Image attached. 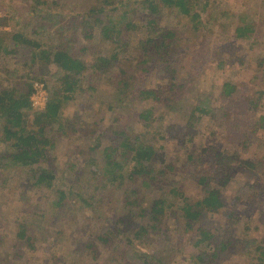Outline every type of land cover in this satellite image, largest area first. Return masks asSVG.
Segmentation results:
<instances>
[{
  "label": "trees",
  "instance_id": "trees-1",
  "mask_svg": "<svg viewBox=\"0 0 264 264\" xmlns=\"http://www.w3.org/2000/svg\"><path fill=\"white\" fill-rule=\"evenodd\" d=\"M33 1L35 5L31 6L29 11L44 24L41 30L33 27L31 22H26V32L21 33L10 23L16 21L18 24L15 16L0 18V64H8L9 57L19 56L23 49H28L30 55L29 60L25 62V56L20 58L24 63L23 67L12 71L17 80L7 84L6 89L3 84L9 81L7 75L0 76V141L7 145L6 151L0 153V171L6 176L3 182L8 183L13 170L30 168L25 183L29 184V190L45 192V206L52 212L58 209V214L61 213L58 221L78 216L75 215L73 200L80 198L79 202L96 211L94 218L102 223L96 238L110 251L112 257L109 264L122 261L130 264H174L176 254L167 255L158 247L162 240H170L169 219H176L178 210L181 212L178 217L182 219L184 232L187 235L192 232V238L195 237L193 247L202 250L185 261H189V264H214V261L218 263L228 260L236 249L237 239L232 235V225L239 222V209L248 208L259 201L264 203V161L260 157L256 161L244 162L243 166L246 171L250 170L251 177L232 199L225 200L223 189L218 185H211L209 173L216 170L228 176L234 175L232 158L226 157L229 158L228 164L223 163L226 161L225 155L214 154L211 147L188 154L186 163L190 168L187 177L204 185L203 194L198 199H191L183 195L177 182L170 185L173 181L169 175L176 171V164H166L163 167L154 165L155 159L161 155L154 144L142 141L139 136L132 139L124 126L117 131L114 126L101 128L94 122L87 127L85 136L93 139V145L88 149L89 156L103 162L100 172L91 176L90 170L85 169L72 168L74 171L71 172V168L43 167V164L50 160L49 152L56 148L63 138L78 133L79 127L82 126L79 125L78 118L65 115V108L70 107L79 96L83 98L84 84L94 96L101 84L108 81L107 84L113 87L115 95L118 96L110 109L118 116H128L126 125L130 128L134 126L135 121H150L152 109L142 111L140 107L146 101H161L168 113H176L182 108L185 99L180 94L172 96V93L176 91V87L184 89L186 84L193 85L196 82L190 75L192 73L188 72V80L185 82L186 77L180 80V71L173 64L174 61H171L174 67L168 70L165 67L168 63L166 49L173 47L181 39L174 30L160 26L158 15L161 14L157 12L158 7L155 6L153 11L154 3L149 2V8H152L150 15L144 18L142 26H138L134 19L138 14L136 10L129 9L130 12L117 13L120 6H123V0H120V3L115 0H93L87 9L80 10L75 22L68 26L71 32L66 34L65 25L59 23L63 17L58 13L53 14L59 0H52L51 3L47 0ZM130 2L131 0H127V3ZM190 2L191 0H159L158 5L178 8L181 13L198 19L199 14L191 12ZM48 25H53V29L58 28L54 32L58 42L51 50L31 38V34H43L41 31L50 35L46 31ZM9 26L13 29L11 33L1 31V28ZM139 28L145 32L143 39L138 43L140 60L130 63L131 61L122 57V54L128 52L130 45L123 35L125 31H136ZM97 29L100 30L101 44H106L111 49L109 55L89 59L71 53V46L79 39L92 41ZM237 32L238 38H244L248 36L249 29L241 27ZM82 49L87 51V47ZM155 56L160 57L162 66L167 70L165 76L172 82L169 96L165 98L160 96L164 92L160 87L149 89L146 86V77L152 69L149 62ZM35 64H39L40 69H37ZM128 64L130 65L127 66ZM22 69H25L26 73L21 75ZM116 69L119 70L118 74ZM182 75L185 73L181 72ZM37 82L43 83L48 91L47 103L40 111L32 107L31 100L34 84ZM92 96L86 99H91ZM204 97L190 112L188 120H191V126L203 118V115L212 114V109L204 107L208 105L203 102ZM220 97L238 98V88L234 83L226 81ZM247 101L248 110L256 111L259 101L250 97L244 101L245 104ZM238 128L239 126L236 127ZM255 133L256 131L252 130L251 133L245 134L242 142L244 147L250 146ZM57 179H64L62 186L56 184ZM115 188H123V192L118 191V197L128 210L124 209V215L116 222H111V219H106L107 215L103 216L101 213L100 205L105 204L104 202L111 203L115 193L111 190ZM143 191L158 194L151 202L150 208L143 205L146 199ZM75 204L78 208L77 200ZM134 209L137 212H134ZM78 210L82 212L79 208ZM49 213L50 211L42 213L39 219L45 221ZM221 213L226 218L223 225L213 220L215 215ZM148 219L152 222L151 226H146ZM176 224H179L178 221ZM18 226V236L24 238L30 231L40 229V221L32 223L27 219L24 224ZM223 229L226 231L222 234ZM118 237L127 244V249L122 247V241L117 240ZM142 241L156 245V249L152 251L150 246ZM3 242L0 237V248ZM254 243L252 239L242 240L243 255L248 261L236 264H264V245L254 246ZM88 245L89 248L93 247L91 241ZM6 253L9 259L13 256L10 248Z\"/></svg>",
  "mask_w": 264,
  "mask_h": 264
},
{
  "label": "rangeland",
  "instance_id": "rangeland-1",
  "mask_svg": "<svg viewBox=\"0 0 264 264\" xmlns=\"http://www.w3.org/2000/svg\"><path fill=\"white\" fill-rule=\"evenodd\" d=\"M47 1L51 3L52 0ZM92 1H58L59 4L54 7L53 14L58 13L63 17L60 18L63 20L62 22L59 20V23L65 25L66 34L71 32L68 26L75 22L80 10L87 9ZM115 1L120 3V0ZM149 2L154 3L153 11L155 6L158 7L157 12L161 14L158 15L160 26L174 30L177 37L181 39L179 43L166 49L168 63L165 67L168 70L176 65L180 71V80L186 77V82L188 73H192L190 75L196 82L193 85L186 84L184 89L176 87V91L172 93V96L180 94L185 99L182 108L176 113H168L161 101H146L140 107L142 111L152 109L150 121H135L134 126L130 128L126 125L128 116H118L110 109L118 96L115 95L113 87L107 84L108 81L101 84L94 96L84 84L83 98L79 96L70 107L65 108V115L78 118L79 125L82 126L79 127L78 133H72L71 137L63 138L56 148L49 152L50 160L44 163L43 167L46 169L71 168V172L74 171L72 168L85 169L90 170L91 176L95 175L100 172L103 162L89 156L88 149L93 145V139L85 136L87 127L96 122L101 128L114 126L117 131H120L124 126L132 139L139 136L142 141L156 146L161 155L155 159L154 165L157 167H163L166 164L177 165L173 175L172 173L169 175V177L172 176L173 181L170 185L177 182V186L181 187L183 195L187 198L198 199L203 194L204 188V185L199 184L197 180L187 177V171L190 168L186 163L188 154L211 147L214 149V154H224L225 158L231 157L235 166L234 175L228 176L216 170H211L209 173L211 185L220 186L225 200H230L251 177L250 170L246 171V167L243 166L244 162L256 161L259 157L264 161V0H191L189 7L192 14H199L198 19L181 13L178 8L158 5L159 0H131L130 3L123 0V6H120L117 13L130 12L129 9L136 10L138 14L134 16L135 22L138 26H142V21L149 17L150 9H152L149 8ZM33 5H35L33 0H0V18L7 15L15 16L18 24L16 21L10 23L21 33L26 32V22H31L33 27L41 30L44 24H41L40 20L29 11ZM47 27L49 28L46 31L50 35L41 31L43 34L35 35L34 33L31 34V38L51 50L58 42L57 35L54 34L58 28L53 29V25ZM241 27L249 29L247 37L236 36L237 29ZM1 29L6 33H11L13 30L11 26ZM100 35V30L97 29L92 41L79 39L74 46H71V53L89 59L109 55L111 49L106 44H101ZM144 35L145 32L141 28L124 32V38L130 43L128 52L122 54L124 60L131 61L130 63L140 60L138 43ZM83 47H87L86 52L82 49ZM23 56H25L24 62L29 60L28 49H23L19 56L9 57L8 64H0V76L7 75L9 80L3 84L5 89L7 84L17 80L12 71L23 67L24 63L20 61ZM171 61L175 62H172L174 65ZM149 64L152 69L146 77L147 88L160 87L164 91L160 96L162 98L169 96L172 82L165 76L167 70L162 66L160 57H153ZM35 65L37 69H40L39 64ZM22 71L21 75L26 73L25 69ZM115 71L119 73L118 69ZM181 72L185 75L181 76ZM226 81L236 85L238 98H219ZM91 96L92 98L88 101L86 98ZM203 97V102L208 104L204 107L212 109V114L211 116L202 114L203 118L191 126L189 124L191 120H188L190 112ZM248 97L259 101L256 111L248 110V101L247 104L244 102ZM225 122L226 124H223ZM237 126H239L238 129H236ZM252 130L256 131L254 140L250 146L244 147L242 142L245 134L251 133ZM6 146L0 141V153L6 151ZM228 160L229 158H226L223 163L228 164ZM29 169L13 170L8 183L3 182L6 176L0 171V237L4 241L0 248V264H109L112 257L110 251L96 238L98 228L102 226L100 220L94 218L96 211L79 202L80 198H75L73 200L75 215L78 216L58 221L61 213L58 214V209L52 212L45 206L47 201L45 192L29 190V184L25 183ZM63 183L64 179L56 181V184L60 186ZM122 189H112V193H115L111 203L104 202L105 204L100 205L101 213L103 216L107 215L106 219H111V222H116L120 216H123L124 209L128 210L118 197V191ZM143 192L146 194L143 205L150 208L151 202L157 198L158 194ZM76 200L82 212H79L75 204ZM47 211L50 213L45 221L42 218L39 219V215ZM135 211L137 212L136 209ZM239 212V222L232 225V235L237 239L236 249L229 259L226 257L228 260L218 263L214 261V264L247 263L248 260L242 250L244 239L254 240V246L264 245V203L259 201L248 208L242 207ZM180 213L178 210V216ZM175 216L179 224H176L175 218L169 219L170 240L167 242L162 240L158 249L163 250L167 255L176 254L174 264H189V261L185 260L198 255L202 250L193 247L195 237L192 238V232H188L189 235L184 232L182 219L179 218L180 216ZM27 219L32 223L39 220L40 231L34 229L24 238H20L18 225L24 224ZM213 220L223 225L226 218L221 213L215 215ZM151 224L149 219L146 220V226ZM224 231L226 230H221L222 234ZM120 239L122 247L127 249L128 246L123 239L117 238V240ZM90 241L93 243L91 248L88 245ZM142 243L149 245L146 241ZM149 246L152 251L156 249L154 244ZM9 248L13 253L10 259L6 253ZM97 250L98 254H96ZM117 264L130 263L122 261Z\"/></svg>",
  "mask_w": 264,
  "mask_h": 264
},
{
  "label": "built area",
  "instance_id": "built-area-1",
  "mask_svg": "<svg viewBox=\"0 0 264 264\" xmlns=\"http://www.w3.org/2000/svg\"><path fill=\"white\" fill-rule=\"evenodd\" d=\"M43 83L34 84V93L31 97L32 107L38 111L43 110L48 100V91Z\"/></svg>",
  "mask_w": 264,
  "mask_h": 264
}]
</instances>
